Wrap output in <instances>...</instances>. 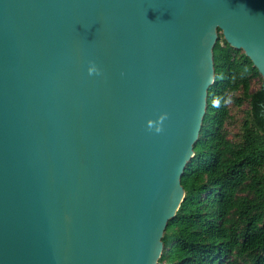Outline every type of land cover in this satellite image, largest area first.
I'll return each mask as SVG.
<instances>
[{
  "label": "water",
  "instance_id": "obj_1",
  "mask_svg": "<svg viewBox=\"0 0 264 264\" xmlns=\"http://www.w3.org/2000/svg\"><path fill=\"white\" fill-rule=\"evenodd\" d=\"M219 31L264 91V0H0V264H158Z\"/></svg>",
  "mask_w": 264,
  "mask_h": 264
},
{
  "label": "trees",
  "instance_id": "obj_2",
  "mask_svg": "<svg viewBox=\"0 0 264 264\" xmlns=\"http://www.w3.org/2000/svg\"><path fill=\"white\" fill-rule=\"evenodd\" d=\"M219 34L206 115L181 180L185 198L168 222L158 264H264L263 79ZM230 104L249 106L233 139Z\"/></svg>",
  "mask_w": 264,
  "mask_h": 264
},
{
  "label": "rangeland",
  "instance_id": "obj_3",
  "mask_svg": "<svg viewBox=\"0 0 264 264\" xmlns=\"http://www.w3.org/2000/svg\"><path fill=\"white\" fill-rule=\"evenodd\" d=\"M220 35V34H219ZM260 87V84L254 83L252 86V91L254 92ZM249 106L247 104L243 105L242 107H236L233 104H230V111L231 115L233 116V119L231 123H228L227 128L230 130V138L233 139V136L237 133L240 127V122L245 114V112L248 110Z\"/></svg>",
  "mask_w": 264,
  "mask_h": 264
},
{
  "label": "clouds",
  "instance_id": "obj_4",
  "mask_svg": "<svg viewBox=\"0 0 264 264\" xmlns=\"http://www.w3.org/2000/svg\"><path fill=\"white\" fill-rule=\"evenodd\" d=\"M93 71H95V69H93Z\"/></svg>",
  "mask_w": 264,
  "mask_h": 264
}]
</instances>
